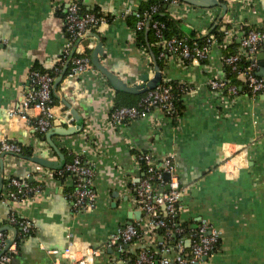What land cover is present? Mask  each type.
<instances>
[{"label":"crops","instance_id":"0c3cea01","mask_svg":"<svg viewBox=\"0 0 264 264\" xmlns=\"http://www.w3.org/2000/svg\"><path fill=\"white\" fill-rule=\"evenodd\" d=\"M73 1H79L85 11L117 16L149 0H0V134L32 152L4 155L0 170L42 184L27 201L13 203L2 198L6 183L0 179V228L15 235L17 228L8 221L12 209L34 224L30 235L20 239L14 263L51 264L56 254L49 251L63 252L71 232L75 239L99 249L94 264H126L108 243L119 227L129 223L145 230L128 244L129 260L142 250H159L161 242L175 257L179 237L169 238L164 229L151 228L148 217L133 203L135 184L143 177V164L136 156L150 153L157 165L167 155L175 157L183 188L177 222L193 229L205 220L220 232L217 249L194 264H264V97L244 90L232 97L209 86L213 75L227 78L223 57L228 46L235 42L234 49L240 53L249 31L264 30V0H222L228 9L220 21L222 7L204 8L183 0L167 7L184 38L196 37L192 32L203 37L216 26L215 19L223 22L224 39L217 40L206 61H180L166 55L163 81L194 89L181 95L182 110L176 119L155 108L148 117L109 126V115L119 101L117 92L122 91L114 89L95 67L75 77L64 74L53 91L54 125H75L68 113L76 110L84 128L71 135H54L52 140L66 162L80 155L95 168L97 206L84 211L74 209L71 177H57L51 172L54 169L28 159L34 155L60 159L46 134L29 120L10 117V110L20 105L33 68L53 74L60 65L70 68L71 63L63 61L68 43L64 17ZM130 15L102 24L95 33L104 43L103 64L131 85L153 77L154 60L152 52L138 45ZM258 74L264 76V66ZM228 161L234 172L230 176L224 168ZM183 245L189 253V233Z\"/></svg>","mask_w":264,"mask_h":264},{"label":"built area","instance_id":"2783aa9c","mask_svg":"<svg viewBox=\"0 0 264 264\" xmlns=\"http://www.w3.org/2000/svg\"><path fill=\"white\" fill-rule=\"evenodd\" d=\"M165 1L170 4L181 2V0ZM160 8L161 5H152L146 10H139V7H128L119 15L110 16L104 13L99 15L95 12H85L79 1L70 3L64 17L68 43L63 51V61L71 63L67 74L75 77L94 68L90 51L95 44L90 43L85 47L81 44L82 39L88 38L102 24L116 18L124 19L131 13L136 17L135 31H145L149 27L155 30L159 38L158 42L164 47L161 57L173 55L180 61H206L211 48L217 43V38L207 33L203 36L205 37L203 43L199 44L197 41L190 42L188 38L166 37L165 24L158 20H150ZM218 22V19H215L213 23L217 25ZM225 33H230V31L225 30ZM263 43L264 31H249L243 37L242 44L251 53V59H247V61L250 60L243 68L240 67L242 60L240 55L231 54L223 57L230 72L242 77V79L236 78L240 84L213 75L209 79L210 88L225 92L232 97L237 96L243 90L252 96L264 94V76L258 74L260 66L257 59ZM65 72L66 70L61 65L55 67L54 74L33 68L29 72L26 92L21 98L20 105L17 109L10 110V117L29 120L41 134H46L53 129L56 118L53 98L54 83L57 76ZM180 84L179 88L184 93L194 91L189 85ZM174 97V85L163 81L158 87L145 92L136 105L115 107L109 115L108 125L119 127L127 121L148 117L155 108L173 117L176 113ZM68 120L72 122L73 118ZM24 153L23 145L0 134V164L6 154L22 156ZM136 160L143 164V177L135 184L133 203L148 217V225L151 228L164 229L169 238L171 234L173 237H179L177 243L179 251L175 257L171 258L168 255L170 247L166 242H161L159 250H142L134 259L129 260L128 244L145 232L133 223L119 227L112 234L109 246L115 249L117 255L121 256L126 264H194L210 256L219 245L220 232L205 220L193 229L183 227L176 220L181 207L180 199L183 188L174 155H167L160 165H157L150 153H139ZM224 168L228 176L233 175V169H229V161L225 163ZM51 172L57 177L69 176L73 179L74 186L70 198L76 211L90 210L97 206L98 195L94 187L95 168L82 156L75 155L62 168L51 170ZM1 178L6 183V191L2 194V198L13 203L25 202L42 189L41 183L33 184L28 179L5 174L0 170ZM8 221L17 228V232L12 236L9 231H0V264H15L14 258L19 252L20 239L30 235L34 229V224L30 219L19 216L13 209L8 216ZM186 233H189L191 241L189 253H186L183 245ZM68 237V246L63 252L49 251V253L56 254L51 264H94L95 257L99 255V249L75 239L71 232Z\"/></svg>","mask_w":264,"mask_h":264},{"label":"water","instance_id":"95a60500","mask_svg":"<svg viewBox=\"0 0 264 264\" xmlns=\"http://www.w3.org/2000/svg\"><path fill=\"white\" fill-rule=\"evenodd\" d=\"M192 5L204 7V8H213V7H222V13L219 16V21L222 19L223 15L226 14L228 6L222 0H183ZM149 33V28L146 29V34ZM90 43L95 44L92 52H91V60L93 66L101 71L106 78L109 80L111 85L117 91L127 92L131 94H144L150 89H154L158 87L163 82V73L160 65L156 62L155 56L152 53V58L154 60V75L151 79L144 81L142 83L137 82L133 84H128L125 82L118 74L109 69L103 62L101 61V56L104 54V43L100 40L99 35L97 33H92L88 38L82 39L81 44L87 47ZM257 59H264V51L259 52L257 54ZM64 74L59 76L54 83V88L58 86L60 81L62 80ZM264 97V94H263ZM69 106V103H68ZM69 115L76 121L75 125L69 126L66 128L63 126V123L60 122L59 125L55 126L53 129L48 131L45 135L48 143L53 147L59 154L60 159L58 161L49 160L44 156L34 155L32 157H28V159L51 169H60L66 163L64 154L59 150L58 146L53 142L52 137L54 135H71L76 132L81 131L84 128V121L79 117L76 113V110H71ZM168 177V175H167ZM5 228H0V231H3ZM17 230L15 229V233Z\"/></svg>","mask_w":264,"mask_h":264},{"label":"trees","instance_id":"16d2710c","mask_svg":"<svg viewBox=\"0 0 264 264\" xmlns=\"http://www.w3.org/2000/svg\"><path fill=\"white\" fill-rule=\"evenodd\" d=\"M152 5H161V8L151 16L150 20L151 21L158 20L165 24L166 26L165 36L166 37H172V36L183 37L185 33L183 29L181 28V26L179 25L178 20L172 18L170 14L168 13L167 7L170 5V3L165 0H149L147 2L141 3V5L139 6V10L149 9ZM83 11L85 10L83 9ZM85 12H88V11H85ZM97 14L100 15L102 13H97ZM128 17L132 19L131 24L133 25V27H135L136 17L133 14ZM221 24H223V22H220L215 27L213 26L210 27V29L212 28L210 34L215 36L219 42H222L224 39V35L222 31L220 30ZM192 34L196 37H193V38L189 37L190 42L197 41L199 44L203 43L205 37L198 36L195 32H192ZM136 36H137L138 45L143 46L147 50L152 52L155 56L156 62L160 65V67H164L166 56L161 57V53L164 51V47L158 42L159 38L155 34V30L152 27H149L148 34H146V30L136 31ZM235 45H236L235 42L231 43L228 46L229 51H227L228 49L225 50V54L226 55H231V54L240 55L242 58L240 62V67L243 68V66L251 59V53L248 52L247 48H244V51L239 53L238 51L234 49ZM261 48H263L264 50V44L262 45ZM248 58L250 59L247 61ZM258 63H259V66H264V59L258 60ZM69 69L70 68H68V70H66L65 73H68ZM42 71H45V70L42 69ZM227 73H228L227 74L228 80H230L231 82L240 84V81L236 79V74L231 73L229 68L227 69ZM170 83L174 85V90H175L174 100H175V106H176V113L175 115H173V118L176 119L181 114L182 104L180 101V97L184 92L181 91L179 88V86L181 85L180 83L174 82V81L172 82L170 81ZM117 93L119 94L118 96L119 101L117 102L115 107L136 105L139 99L143 96V94H130V93H124V92H117ZM53 98H54V95H53ZM31 153L32 152L29 149L25 148V153H24L25 155L28 154L30 156ZM60 178H65V176L60 177ZM176 220H178L177 217H176Z\"/></svg>","mask_w":264,"mask_h":264}]
</instances>
